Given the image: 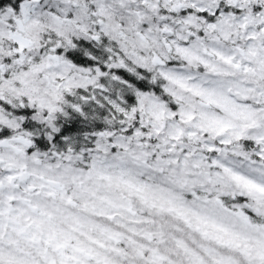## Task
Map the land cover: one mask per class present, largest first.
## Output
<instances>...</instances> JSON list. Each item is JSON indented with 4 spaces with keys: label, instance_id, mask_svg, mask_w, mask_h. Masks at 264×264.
I'll list each match as a JSON object with an SVG mask.
<instances>
[{
    "label": "snow or ice",
    "instance_id": "snow-or-ice-1",
    "mask_svg": "<svg viewBox=\"0 0 264 264\" xmlns=\"http://www.w3.org/2000/svg\"><path fill=\"white\" fill-rule=\"evenodd\" d=\"M0 264H264V0H0Z\"/></svg>",
    "mask_w": 264,
    "mask_h": 264
}]
</instances>
